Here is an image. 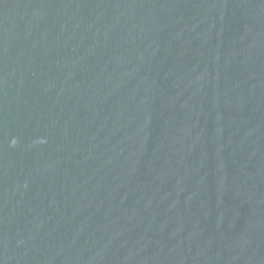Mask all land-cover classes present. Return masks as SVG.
<instances>
[{
    "label": "water",
    "instance_id": "water-1",
    "mask_svg": "<svg viewBox=\"0 0 264 264\" xmlns=\"http://www.w3.org/2000/svg\"><path fill=\"white\" fill-rule=\"evenodd\" d=\"M0 264H264V0H0Z\"/></svg>",
    "mask_w": 264,
    "mask_h": 264
}]
</instances>
